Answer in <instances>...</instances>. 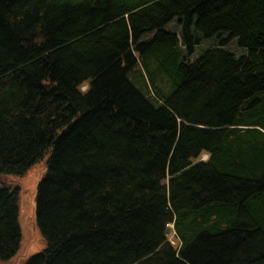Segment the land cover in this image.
Instances as JSON below:
<instances>
[{
  "label": "trees",
  "instance_id": "obj_1",
  "mask_svg": "<svg viewBox=\"0 0 264 264\" xmlns=\"http://www.w3.org/2000/svg\"><path fill=\"white\" fill-rule=\"evenodd\" d=\"M44 157L24 264H264V0H0V174Z\"/></svg>",
  "mask_w": 264,
  "mask_h": 264
},
{
  "label": "rangeland",
  "instance_id": "obj_2",
  "mask_svg": "<svg viewBox=\"0 0 264 264\" xmlns=\"http://www.w3.org/2000/svg\"><path fill=\"white\" fill-rule=\"evenodd\" d=\"M86 88V85L81 87ZM201 159L207 158L203 153ZM46 157L34 162L22 174H0V183L11 189L16 188L18 205V223L20 227V241L16 253L9 259L0 261V264H24L29 256L40 251L46 244L35 213V197L37 183L45 174ZM169 239L175 243L173 232H168Z\"/></svg>",
  "mask_w": 264,
  "mask_h": 264
},
{
  "label": "water",
  "instance_id": "obj_3",
  "mask_svg": "<svg viewBox=\"0 0 264 264\" xmlns=\"http://www.w3.org/2000/svg\"><path fill=\"white\" fill-rule=\"evenodd\" d=\"M166 232H167V233L169 232V228L166 229Z\"/></svg>",
  "mask_w": 264,
  "mask_h": 264
},
{
  "label": "bare ground",
  "instance_id": "obj_4",
  "mask_svg": "<svg viewBox=\"0 0 264 264\" xmlns=\"http://www.w3.org/2000/svg\"><path fill=\"white\" fill-rule=\"evenodd\" d=\"M84 86V85H83Z\"/></svg>",
  "mask_w": 264,
  "mask_h": 264
}]
</instances>
